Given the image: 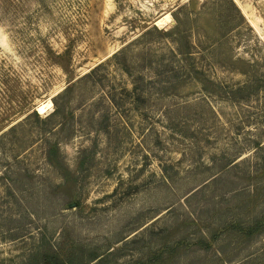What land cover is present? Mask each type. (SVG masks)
I'll use <instances>...</instances> for the list:
<instances>
[{"label": "rangeland", "instance_id": "rangeland-1", "mask_svg": "<svg viewBox=\"0 0 264 264\" xmlns=\"http://www.w3.org/2000/svg\"><path fill=\"white\" fill-rule=\"evenodd\" d=\"M0 264H264V0H0Z\"/></svg>", "mask_w": 264, "mask_h": 264}, {"label": "bare ground", "instance_id": "bare-ground-1", "mask_svg": "<svg viewBox=\"0 0 264 264\" xmlns=\"http://www.w3.org/2000/svg\"><path fill=\"white\" fill-rule=\"evenodd\" d=\"M170 22H172L171 16L169 14H165L155 21V25L158 27H162L163 25H166ZM52 106H53L52 101L50 99H47L45 102L38 105L37 107L38 113L42 115L46 113V111H48Z\"/></svg>", "mask_w": 264, "mask_h": 264}]
</instances>
